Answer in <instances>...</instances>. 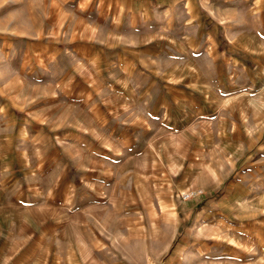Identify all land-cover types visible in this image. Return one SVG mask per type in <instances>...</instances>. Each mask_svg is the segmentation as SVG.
<instances>
[{"label": "rangeland", "instance_id": "1", "mask_svg": "<svg viewBox=\"0 0 264 264\" xmlns=\"http://www.w3.org/2000/svg\"><path fill=\"white\" fill-rule=\"evenodd\" d=\"M201 1L212 6V0ZM131 2L0 0V158L10 151L5 140L17 136L16 146L41 164L39 201L30 205L25 193L13 199L0 195V227L9 228L12 238L7 264H29L41 251L40 264H52L57 254L66 258L63 235L72 217L78 226L86 223L83 237L92 242L79 247L74 230L75 264H264V194L256 188L264 165L254 162L264 154V118L249 117L264 110V96L250 102L249 70L236 71L233 88L215 70L197 71L203 79L188 75L187 91L171 89L173 95L194 97L182 106L184 127L173 125L177 131L166 134L158 122L156 128L141 126L146 102L135 98L125 107L119 89L100 85L84 63L93 52L114 56ZM140 27L135 20L134 29ZM186 37L190 45L207 39L193 27ZM107 72L112 79L117 74ZM220 72L227 78V71ZM144 86L137 89L146 91ZM199 105L204 108L195 110ZM84 111L86 118L74 117ZM15 129L24 134L15 135ZM148 144L162 158L147 151ZM80 158L87 168L77 165ZM82 169L89 171L87 179L80 177ZM63 174H77L69 199L56 192ZM98 178L107 179L105 191ZM249 178L255 179L253 197H245ZM24 181L25 188L35 184Z\"/></svg>", "mask_w": 264, "mask_h": 264}, {"label": "crops", "instance_id": "2", "mask_svg": "<svg viewBox=\"0 0 264 264\" xmlns=\"http://www.w3.org/2000/svg\"><path fill=\"white\" fill-rule=\"evenodd\" d=\"M155 1V7L151 8L142 0H132L129 13L124 15L120 21V24L125 28L121 32L119 31L121 38L118 37L116 40L114 56L106 58L93 52L86 56V61H84L86 69L91 75L99 79L100 85L103 83L119 89L117 93L120 94L125 107L130 106L135 98L146 102L144 105L146 113L142 115L140 123L143 124L141 126L149 129L156 128V122H158L159 127H163L161 128L163 131L159 130L166 134L177 131L172 129L173 125L179 124L180 128L184 127L187 116L182 112V106L189 100L194 101V97H187L185 93L173 95L171 89L173 86L184 87L183 90L187 91L188 75H194L196 79H203V72L200 74L197 71L215 70L218 79L225 78L226 82L223 84L233 88L236 83V71L249 70L250 80L247 89L254 91L250 97V102L256 104L264 96V0H212V6L204 5L201 0H174L175 3L177 2L175 5L173 0ZM224 7H227V12H224ZM137 19H140V29H134ZM192 27L197 34L198 32L202 33L207 38L203 42L201 41L200 45H190L187 42V32ZM221 32L224 33L225 46L221 43ZM234 43L235 45L232 46ZM109 69L117 71L114 79L107 77ZM220 71H227V78L223 76L224 74L221 75ZM140 79L144 82L141 83ZM140 85H145L147 90L141 92L140 89H137ZM202 108H204L202 105L195 106V110ZM80 116L86 118V112L84 111V115H74V117ZM249 117L263 119L264 110L251 111ZM255 123L261 124L263 122L257 120ZM234 129L235 125L233 126L231 123V133L235 134ZM23 130L15 129V135L18 132L24 134ZM112 132L113 130L110 131V134ZM149 132L156 133L157 130L151 129ZM104 135L107 142L108 132L106 131ZM24 136H18L19 140H24ZM15 138L17 136H10L5 140L10 151H6L5 157L0 158V195L13 199L24 196L25 193V196L31 201L30 205H32L41 198L37 192L39 187L36 183L39 176L38 171H40L38 168L41 164L26 154L22 147H17ZM232 140L231 151L233 150V152L231 157L236 158L238 152L236 150L239 145L236 143V138ZM245 144L244 150L248 151L250 147ZM146 149L147 151L152 150L153 156L154 154L159 155L149 144ZM75 152H79V150H75ZM158 158L162 157L159 155ZM259 159L260 161L254 162L264 165V154H261ZM83 161L84 159L80 158L77 165L85 168ZM176 163L177 161L174 160L170 165ZM76 175L63 174L61 176L64 178L63 183L60 184L59 182L58 191H56L57 194L61 193V199L71 197L74 188L72 182H75ZM79 175H81L80 177L85 176L87 179L90 173L88 170L82 169ZM25 178H28L31 184L33 181L35 184L25 188L23 185ZM98 179L100 190L105 191L107 179ZM134 180L139 182L140 179ZM179 181L180 189L183 186L181 185L183 184L182 176H179ZM253 181L255 179L246 180L248 192L245 193V197L255 196ZM171 185L169 188L172 189L178 186ZM30 188H32L30 190L32 192L29 191ZM84 188L86 193H91L90 186ZM256 188L258 194H264V178L260 179V184L256 185ZM65 210L69 215L73 212V209L68 205H65ZM170 210L172 209L170 208ZM170 212L172 213V211ZM150 213L152 216L150 225L152 229H155L153 216L156 212L151 210ZM171 213L167 215L168 218ZM70 219L63 235V242L68 246L66 258L65 256L61 257V261L58 254L54 255L52 264L76 263L77 251L72 242V234L75 236L76 233L78 234L76 242L79 247L85 248V246L92 244L91 240L83 237V232L88 229L86 223L78 226L74 217ZM8 230L9 228L0 227V264H7L11 260L9 252H11L12 242L9 246L6 245L8 240L12 241ZM74 230H78V232L74 233ZM43 258L41 251L38 255L35 254V258L31 259L29 264H40L39 261L43 262Z\"/></svg>", "mask_w": 264, "mask_h": 264}, {"label": "built area", "instance_id": "3", "mask_svg": "<svg viewBox=\"0 0 264 264\" xmlns=\"http://www.w3.org/2000/svg\"><path fill=\"white\" fill-rule=\"evenodd\" d=\"M194 192H192V193H189V195H191V194H193ZM189 195H187V196H189Z\"/></svg>", "mask_w": 264, "mask_h": 264}]
</instances>
